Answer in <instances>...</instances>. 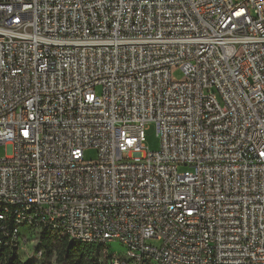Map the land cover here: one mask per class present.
<instances>
[{
  "label": "built area",
  "instance_id": "2783aa9c",
  "mask_svg": "<svg viewBox=\"0 0 264 264\" xmlns=\"http://www.w3.org/2000/svg\"><path fill=\"white\" fill-rule=\"evenodd\" d=\"M0 145V264H264V0H0Z\"/></svg>",
  "mask_w": 264,
  "mask_h": 264
},
{
  "label": "rangeland",
  "instance_id": "374dc122",
  "mask_svg": "<svg viewBox=\"0 0 264 264\" xmlns=\"http://www.w3.org/2000/svg\"><path fill=\"white\" fill-rule=\"evenodd\" d=\"M174 77L176 79L181 78V72L176 71L174 73ZM144 146L145 148L150 152H156L159 150L160 147V141L156 137L155 131L153 126H148L146 132H145V140H144ZM10 154V148L5 147L3 145H0V157H5L6 155ZM83 157L85 161H95L97 159V153L94 150H86L83 153ZM63 240H66L67 245L71 244L67 239H65L62 236L58 235H49L47 237V246L51 249L52 253L49 257H47L46 261H44L42 264H56L57 262V256L62 250L63 247ZM74 247H79L76 244H73ZM81 250L83 248L79 247ZM85 254L87 255V250L83 249ZM111 253H120L121 247L118 244H113L110 249Z\"/></svg>",
  "mask_w": 264,
  "mask_h": 264
},
{
  "label": "trees",
  "instance_id": "16d2710c",
  "mask_svg": "<svg viewBox=\"0 0 264 264\" xmlns=\"http://www.w3.org/2000/svg\"><path fill=\"white\" fill-rule=\"evenodd\" d=\"M49 234L44 233L42 234V244L46 247L47 257H49L52 253L51 249L47 246V237ZM66 239V238H65ZM63 247L60 253L57 256L56 264H99L100 252L95 248L86 247L83 245L76 244L81 248H85L87 250V255L85 254L84 250L80 249L79 247H74L71 243L67 245L66 240H63ZM70 243V242H69ZM9 264H20L16 261V257H12L9 259Z\"/></svg>",
  "mask_w": 264,
  "mask_h": 264
}]
</instances>
